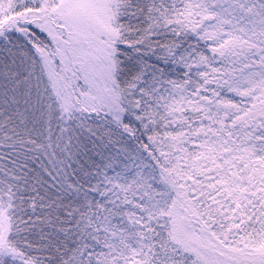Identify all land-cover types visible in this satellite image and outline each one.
<instances>
[{
  "label": "snow or ice",
  "instance_id": "6c2138e0",
  "mask_svg": "<svg viewBox=\"0 0 264 264\" xmlns=\"http://www.w3.org/2000/svg\"><path fill=\"white\" fill-rule=\"evenodd\" d=\"M0 264H264V0H0Z\"/></svg>",
  "mask_w": 264,
  "mask_h": 264
}]
</instances>
